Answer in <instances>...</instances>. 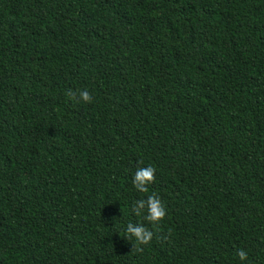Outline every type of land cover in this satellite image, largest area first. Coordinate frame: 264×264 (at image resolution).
<instances>
[{
  "label": "trees",
  "instance_id": "16d2710c",
  "mask_svg": "<svg viewBox=\"0 0 264 264\" xmlns=\"http://www.w3.org/2000/svg\"><path fill=\"white\" fill-rule=\"evenodd\" d=\"M0 264H264V0H0Z\"/></svg>",
  "mask_w": 264,
  "mask_h": 264
},
{
  "label": "clouds",
  "instance_id": "9594fccd",
  "mask_svg": "<svg viewBox=\"0 0 264 264\" xmlns=\"http://www.w3.org/2000/svg\"><path fill=\"white\" fill-rule=\"evenodd\" d=\"M65 95L77 102L92 103L93 101L92 94L86 89L76 91L68 89ZM155 171L152 166L137 168L132 178L134 188L140 193H148L149 185L155 182ZM132 212L138 217L142 216L145 221L155 226L159 225L165 218L167 209L160 197L153 192L146 198L137 199L132 206ZM126 233V239L135 238L136 245L139 246L148 245L154 236V232L142 223L136 225L129 223L126 227ZM132 250L142 251L143 248L133 245ZM237 256L242 262L248 258L247 252L243 249L237 252Z\"/></svg>",
  "mask_w": 264,
  "mask_h": 264
}]
</instances>
